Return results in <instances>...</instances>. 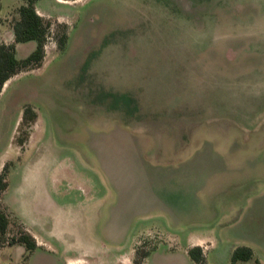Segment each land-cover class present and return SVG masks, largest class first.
<instances>
[{
    "label": "rangeland",
    "instance_id": "1",
    "mask_svg": "<svg viewBox=\"0 0 264 264\" xmlns=\"http://www.w3.org/2000/svg\"><path fill=\"white\" fill-rule=\"evenodd\" d=\"M256 1L204 0L200 21L184 0L43 1L46 60L0 98L8 237L25 226L41 246H4L0 264H127L134 246L142 258L198 233L213 238L207 264L239 246L264 264V97L249 94L264 81L237 78L217 42ZM19 6L0 0V19ZM27 106L35 124L14 131ZM176 202L188 211L172 216Z\"/></svg>",
    "mask_w": 264,
    "mask_h": 264
},
{
    "label": "crops",
    "instance_id": "2",
    "mask_svg": "<svg viewBox=\"0 0 264 264\" xmlns=\"http://www.w3.org/2000/svg\"><path fill=\"white\" fill-rule=\"evenodd\" d=\"M44 0H39L36 3V10L37 13L45 18L51 19L49 13H47L43 7ZM59 5H64L65 3H71L70 1H63V0H54ZM190 3L189 6L186 7L184 3L183 8V15L187 16L188 19H193V21H200L202 16L209 12L207 3L203 4L204 0H184V2ZM20 6L16 8L17 11L22 5L25 4L23 0H19ZM76 2V1H75ZM256 4L253 2L251 7H247V11L244 16H236V18L240 17L241 23L239 24L238 31H231L226 33L225 36L220 37L217 39L218 43L221 46V51L225 53L222 57L227 58L229 57L230 65L233 69L236 68V73H238V77H248L252 79L259 78L260 80L264 81V2L262 4ZM239 8V7H238ZM14 10V11H15ZM17 17V15H16ZM15 17V18H16ZM9 16L0 19V44H12L15 42V35L12 29V22L13 20H9ZM35 43V45H32ZM27 47V48H26ZM37 43L34 41L27 42V43H19L16 45L17 49V58L24 59L27 55H21V52L25 54H29L34 49H36ZM48 46H46V54L48 51ZM227 52V54H226ZM28 57V56H27ZM46 60V59H45ZM40 69V68H39ZM38 70V69H36ZM33 70V71H36ZM30 72L21 73L12 79H10L4 86L3 91L1 93V97L5 95L7 90L11 87V85L17 79L21 78L22 76L27 75ZM248 87V86H247ZM251 92V94H250ZM250 95H255L258 97H264V90H257V91H249ZM22 121V115L20 114L15 125V130H17L18 126ZM34 174V170H30ZM31 172V173H32ZM28 170L26 171L25 175L23 176L22 183L27 182V184L31 181V174ZM39 173V172H38ZM40 174V173H39ZM48 200L52 202L54 205L59 206L60 204L56 202L54 198L51 197L50 193H48ZM165 208L167 207L168 211L173 214H178L179 211H188V205L186 204H177L174 203H163ZM178 224L177 227L182 229L184 227L183 221L181 219L178 220L176 223ZM212 236L205 235V234H192L189 237V240L186 244L182 247L177 246H169L164 247L162 242L159 246L155 247L153 250L150 251L147 258L144 260V264H194L193 260L190 258L188 254V249L192 246H202L205 251L206 259H207V249L211 246L209 242L212 240ZM38 247L41 246V240L36 238ZM17 246H22L20 244H15ZM14 246V245H13ZM24 247V246H22ZM37 247V248H38ZM25 248V247H24ZM137 255V246H134L132 249V253L127 260V264H136L135 258ZM251 260V259H250ZM248 261L239 260L237 264H245Z\"/></svg>",
    "mask_w": 264,
    "mask_h": 264
},
{
    "label": "trees",
    "instance_id": "3",
    "mask_svg": "<svg viewBox=\"0 0 264 264\" xmlns=\"http://www.w3.org/2000/svg\"><path fill=\"white\" fill-rule=\"evenodd\" d=\"M25 2L17 11V17L13 19L12 29L15 35V42L12 44H0V95L5 84L13 77L30 72L42 67L46 58V45L52 33L53 23L41 17L36 10V3L39 0H23ZM77 1V0H63ZM62 32L55 37L57 47L63 51L68 39L67 26L60 24ZM34 41L37 43L36 49L26 58H17L16 45ZM37 114L30 106L25 107L22 123H29L33 126L36 122ZM24 141H21L23 146ZM8 165L0 171V194L8 188ZM11 225V216L7 208L0 207V248L15 244L24 245L29 253L35 251L38 243L33 234L25 227L21 226L16 234L8 237ZM150 252H145L142 258H138V250L135 258L136 264H144L145 258ZM188 254L194 264H207L206 255L202 246H192L188 249ZM253 257V250L249 246H239L232 254L231 264H237L239 260L248 261Z\"/></svg>",
    "mask_w": 264,
    "mask_h": 264
}]
</instances>
